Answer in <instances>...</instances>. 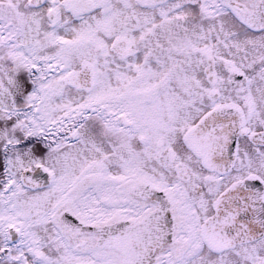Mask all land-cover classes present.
Masks as SVG:
<instances>
[{
    "label": "snow or ice",
    "instance_id": "6c2138e0",
    "mask_svg": "<svg viewBox=\"0 0 264 264\" xmlns=\"http://www.w3.org/2000/svg\"><path fill=\"white\" fill-rule=\"evenodd\" d=\"M0 264H264V0H0Z\"/></svg>",
    "mask_w": 264,
    "mask_h": 264
}]
</instances>
